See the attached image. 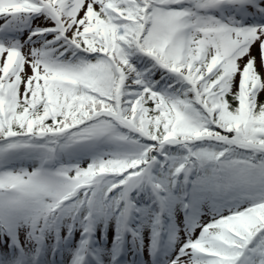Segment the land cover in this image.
<instances>
[{
	"label": "snow or ice",
	"instance_id": "6c2138e0",
	"mask_svg": "<svg viewBox=\"0 0 264 264\" xmlns=\"http://www.w3.org/2000/svg\"><path fill=\"white\" fill-rule=\"evenodd\" d=\"M0 264H264V0H0Z\"/></svg>",
	"mask_w": 264,
	"mask_h": 264
}]
</instances>
